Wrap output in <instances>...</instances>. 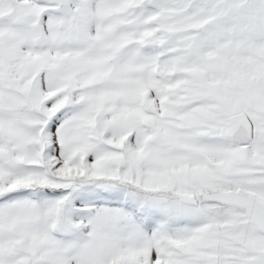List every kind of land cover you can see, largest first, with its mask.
I'll use <instances>...</instances> for the list:
<instances>
[{
    "label": "snow or ice",
    "instance_id": "snow-or-ice-1",
    "mask_svg": "<svg viewBox=\"0 0 264 264\" xmlns=\"http://www.w3.org/2000/svg\"><path fill=\"white\" fill-rule=\"evenodd\" d=\"M0 264H264V0H0Z\"/></svg>",
    "mask_w": 264,
    "mask_h": 264
}]
</instances>
